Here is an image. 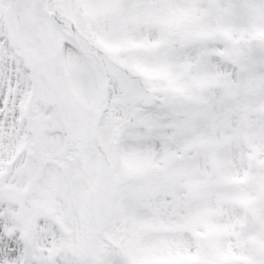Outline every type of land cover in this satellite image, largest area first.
<instances>
[{
  "label": "snow or ice",
  "instance_id": "obj_1",
  "mask_svg": "<svg viewBox=\"0 0 264 264\" xmlns=\"http://www.w3.org/2000/svg\"><path fill=\"white\" fill-rule=\"evenodd\" d=\"M0 264H264V0H0Z\"/></svg>",
  "mask_w": 264,
  "mask_h": 264
}]
</instances>
